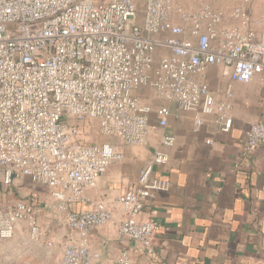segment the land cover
Listing matches in <instances>:
<instances>
[{"label":"built area","instance_id":"2783aa9c","mask_svg":"<svg viewBox=\"0 0 264 264\" xmlns=\"http://www.w3.org/2000/svg\"><path fill=\"white\" fill-rule=\"evenodd\" d=\"M215 0H0V186L29 179L48 190L65 213L76 237L62 246L61 264H94L95 229L114 220L112 206L92 202L108 167L122 160L113 145L87 144L74 122L96 121L102 136L125 146L145 144L153 130L166 129L170 110L142 104L134 95L151 88L155 98L193 115L195 130L211 126L228 133L233 125L231 86L213 96L210 67L229 69L234 83L259 78L264 87V30L246 10L247 0L228 11ZM174 137L164 135L160 149L139 174L136 186L115 199L124 217L117 236L151 250L157 225L140 220L147 203L165 183L153 176L165 166ZM264 146V119L246 133L243 157ZM77 203L90 209L75 211ZM40 197L0 207V254L21 224L36 241ZM44 208L48 205L44 204ZM115 264H131L122 251Z\"/></svg>","mask_w":264,"mask_h":264},{"label":"crops","instance_id":"0c3cea01","mask_svg":"<svg viewBox=\"0 0 264 264\" xmlns=\"http://www.w3.org/2000/svg\"><path fill=\"white\" fill-rule=\"evenodd\" d=\"M207 81L217 99H221L220 90L231 86L233 125L228 133H214L209 125L195 130L190 112L157 100L151 88L134 94L153 109L166 106L170 117L167 128L158 129L153 113L154 128L145 144L128 148L122 160L112 163L87 192L92 202L103 201L114 213L112 222L92 234L94 264H115L122 251L128 253L131 264H264V146L242 156L250 126L264 119V87L259 78L248 84L234 83L229 69L219 67L208 68ZM149 95L151 101H147ZM164 135L174 137L175 143L164 149L169 162L156 167L153 176L166 185L140 215V220L150 219L158 227L149 253L139 243L118 238L116 222L124 212L115 199L136 186L140 169L161 148ZM128 160L132 164H125ZM43 190L47 199L40 196L41 202L51 203L48 190ZM90 207L77 203L71 209L78 212ZM36 217L39 239L32 240L21 224L15 237L3 243L0 264H61L62 246L76 238L65 224V213L38 206Z\"/></svg>","mask_w":264,"mask_h":264},{"label":"rangeland","instance_id":"374dc122","mask_svg":"<svg viewBox=\"0 0 264 264\" xmlns=\"http://www.w3.org/2000/svg\"><path fill=\"white\" fill-rule=\"evenodd\" d=\"M143 1L144 0H137V5L142 6ZM239 3H240V0H215L213 1L212 6L217 10L228 11L234 6L238 5ZM245 8L252 15L254 19L260 21L261 25L259 27L264 30V0H247V2L245 3ZM151 99H152V96L149 95V98L147 99V101L149 100L151 101ZM74 123L78 125L81 131L80 137L82 141L87 144L93 145V144L108 143L110 145H113V147L116 149V152L121 154L122 158H123V153L128 148L133 147V146L127 147L125 145L122 146L120 145V142H117L115 139L102 136L99 133L98 125L96 121L84 120L81 122H74ZM128 161L129 162L125 164H132L130 163L131 162L130 160ZM144 166L145 164L143 165V167ZM43 188L44 187L34 184L27 178L17 179L9 187L0 186V207H8V206H11L17 200L28 199L34 191L39 194V197L43 196L46 198L47 194L46 196H44L45 190H43ZM48 198H49V195H48ZM51 201H52L51 203H47L48 209L56 205V203L53 200ZM44 204L40 200V207L44 208L43 207ZM8 264H15V263L10 262ZM19 264H21V262Z\"/></svg>","mask_w":264,"mask_h":264}]
</instances>
